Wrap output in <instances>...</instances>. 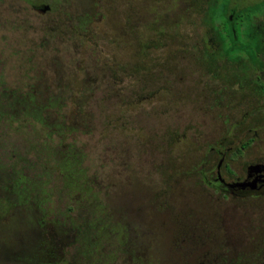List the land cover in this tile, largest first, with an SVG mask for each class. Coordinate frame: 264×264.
I'll return each instance as SVG.
<instances>
[{
    "label": "rangeland",
    "instance_id": "obj_1",
    "mask_svg": "<svg viewBox=\"0 0 264 264\" xmlns=\"http://www.w3.org/2000/svg\"><path fill=\"white\" fill-rule=\"evenodd\" d=\"M214 2L0 0V264H264V196L207 185L264 165Z\"/></svg>",
    "mask_w": 264,
    "mask_h": 264
},
{
    "label": "trees",
    "instance_id": "obj_2",
    "mask_svg": "<svg viewBox=\"0 0 264 264\" xmlns=\"http://www.w3.org/2000/svg\"><path fill=\"white\" fill-rule=\"evenodd\" d=\"M226 2L222 4V8L215 7L211 9L205 21L214 26L215 22H220L219 38L221 45L218 49L217 55L226 60L230 65H236L241 70H264V44L257 38V33L254 34L252 28V16L262 11V6L258 7H245L234 13V32L231 24L226 16ZM217 28V27H216ZM263 58H260V57ZM30 98V99H29ZM29 101L32 102L34 97L29 95ZM32 99V100H31ZM51 103L60 104L64 100L61 94L51 96ZM24 102V101H23ZM27 109V108H26ZM251 140L242 143L238 148V154H242L243 149L248 148Z\"/></svg>",
    "mask_w": 264,
    "mask_h": 264
},
{
    "label": "flooded vegetation",
    "instance_id": "obj_3",
    "mask_svg": "<svg viewBox=\"0 0 264 264\" xmlns=\"http://www.w3.org/2000/svg\"><path fill=\"white\" fill-rule=\"evenodd\" d=\"M226 1H227L226 2V9L228 10V4L230 1L229 0H226ZM219 2H220V0H215V2L212 4V6L209 7L207 15L211 9H213V8L215 9V7H217V5L219 6ZM224 3H225V1L222 4H224ZM222 4H221V6H222ZM258 6H262L263 8H262V11H259L252 16V28L254 30V34L257 33L259 36L257 39L264 44V30H263L264 0H260L254 4H252L250 6H246V7H258ZM243 8H245V7H243ZM243 8H241V9H243ZM238 10H240V9H238ZM238 10L232 11V15L227 16L231 26H233L232 24L234 22V13ZM219 24H220V22H215L214 26H212L210 23H207V25L217 35L218 40H219V47H220L221 39L219 38V33L221 30L218 27ZM231 28L234 32V29H233L234 26ZM211 56L214 58L219 57V55H217V52L212 54ZM260 58H263V57L261 56ZM218 59H221L224 62L226 61V60L222 59L221 57H219ZM239 70L247 72L250 75V77L253 78V80L257 81L258 85L261 88H264V70H254V69H252V70H241V69H239ZM248 140L242 141L240 143V145L234 150V152H233L234 158L237 156L243 155V151L246 150L247 148L243 149L241 155L238 154V148H240V146L242 145L243 142L248 141ZM251 141L253 142V140H251ZM222 162H223V160L220 159L219 163L215 167L216 177L214 179H212V181L207 182V185L210 188H212L214 191H219L223 195H228V194L236 195V196L238 195V196H241L243 198L264 196V165H259V166H255V167L251 168L250 171H248L245 179H243L242 181L227 182L222 178V175L220 173V166H221ZM228 172H229V174H231L230 170H228Z\"/></svg>",
    "mask_w": 264,
    "mask_h": 264
}]
</instances>
